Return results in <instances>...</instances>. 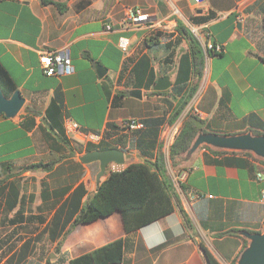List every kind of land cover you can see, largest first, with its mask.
Here are the masks:
<instances>
[{
  "label": "crops",
  "instance_id": "obj_1",
  "mask_svg": "<svg viewBox=\"0 0 264 264\" xmlns=\"http://www.w3.org/2000/svg\"><path fill=\"white\" fill-rule=\"evenodd\" d=\"M53 1L66 3V10L43 0H0V63L25 98L16 116L0 115V180L8 178L3 184L14 181L21 194H25L23 183L28 178L41 188L34 197L25 194V208L21 212L24 218L16 223L12 220L19 206L6 210L5 197L0 195V208L9 216V222L0 226L4 232L0 239L4 247H15L6 260L27 247L28 256L23 262L31 259L39 247H56L62 241L60 250L52 249L49 255L54 263L69 264L71 259L125 237L127 232L121 213L115 211L69 231L71 221L65 226L64 235L55 240L48 232L42 235L61 203L56 207L44 204L43 181L48 186L47 204L60 199L57 193L62 189L71 187L64 200L80 183L88 190L84 203L97 189L100 170V161L84 163L80 156L86 152L76 149L79 143L90 141L66 133L65 143L44 121L52 99L58 95L61 98L64 126L66 118L76 120L84 132L105 134L114 126L116 138L106 143L118 149L127 143L128 150L124 151L125 163L118 165V169L143 161L140 150L129 148L137 129L126 128L124 122L130 118L142 121L169 117L177 100L170 91L154 94L153 86L148 89L134 83L139 77L146 86L153 73L155 83L164 75L174 82L180 51L187 46L185 39L177 41L178 20L188 27L186 20L192 22L191 16H210L206 21L192 22L200 30L197 39L204 49L205 63L198 90L185 110L204 119L208 132H264L260 127L264 123V30L260 10L264 0ZM129 8L139 9L148 17L135 21L128 15ZM153 35L161 39L157 47L145 43ZM172 39V46L166 49L165 44ZM205 39L222 44L224 51L210 53L202 44ZM123 43L127 44L126 50ZM63 47L70 49L74 72L63 76L46 74L39 51ZM99 66L105 70L103 76ZM133 88L142 90V98L130 93ZM169 100L174 102L171 108ZM180 117L173 124L162 125L158 137L176 208L137 229L120 264H208L202 244L221 264H235L250 241L244 232L264 228V162L260 156L253 152L252 156L240 155L242 160L233 162L228 160L234 156L232 153H210L217 162H208L205 152L209 150L199 147L173 163L170 145H164L162 132L167 128L175 138L184 120ZM103 142L91 143L100 147ZM158 152L157 147L149 158L156 160ZM37 162L50 163V169L23 170ZM183 171H188V176L179 183L175 177ZM258 172L263 173L262 181L257 180ZM192 191L205 197L193 200ZM208 194L213 197H207ZM34 198L32 205H28V199ZM41 216L46 218L45 222H41Z\"/></svg>",
  "mask_w": 264,
  "mask_h": 264
},
{
  "label": "trees",
  "instance_id": "obj_2",
  "mask_svg": "<svg viewBox=\"0 0 264 264\" xmlns=\"http://www.w3.org/2000/svg\"><path fill=\"white\" fill-rule=\"evenodd\" d=\"M43 1L54 3L61 11H65L67 8V4L64 2L53 0ZM260 10L263 14L262 28L264 30V1L260 5ZM209 18L210 16L202 18L191 16L190 19L193 23H199L206 21ZM176 31L179 33L177 41L182 42V40L185 39L187 43V46L180 51L181 54L176 78L169 89L163 91L152 90V93L154 94H164L170 91L172 97L177 100L176 105L174 109L170 111L171 113L169 117L158 116L143 119L142 122L144 123V127L139 128L134 132V136L129 145V148L140 150L145 159L139 162H131L122 169L109 171L105 178H101L98 181L96 191L87 196L84 203L82 200L87 195L88 190L83 183L77 185L64 200H62L64 195L71 190V187L62 189L57 193L61 198L57 199L52 204H47L46 200L49 196L47 190L48 186L45 181L42 183L41 194L44 204L56 207L61 202L55 210L51 220L47 223L45 230L42 232V235L43 233L48 232L52 240L62 237L65 233V226L71 221L72 224L69 231L78 224L90 223L101 217H106L115 211H119L122 215L124 227L127 232L125 237L115 239L73 258L70 260L69 264L122 263L124 261L126 248H128L133 242L135 231L172 213L176 208V202L172 191L173 185L165 175L166 168L164 154L161 151L162 145L158 143V137L162 125L166 122L169 124L175 123L197 92L199 82L203 76L205 63V52L200 41L181 20H178ZM168 37L171 36L168 35ZM160 40L159 36L153 35L147 37L145 43L150 47H157L156 45H160ZM172 44L173 39L165 44L166 49H170ZM210 53L214 54V51H210ZM169 58H167V60ZM155 79L156 75L153 73L150 82L144 86L143 81L139 80L138 77L134 86L152 89ZM0 88L7 97H10L17 88L12 77L1 63ZM169 103L171 108L174 105V102L169 100ZM25 109L26 111H29L30 107L26 106ZM43 119L58 137H60L65 143L68 142L64 126L63 106L59 95L52 99L46 109ZM112 127L110 131H108V135L114 132V128ZM260 127L264 129L263 122L260 123ZM206 132H208V130L205 120L189 111L169 147V156L172 162L175 163L178 157L190 150L195 138L200 133ZM253 134H264V132L254 130ZM126 145L127 143L120 148L124 151H128ZM157 147L159 150L157 159L151 160L149 158L152 154L151 151ZM109 148H117V146L106 143L104 140L100 147L88 142L86 144L79 143L76 149L79 153H82L83 151L89 152L96 149L105 150ZM200 148H206L209 150V153L205 152V157L208 162H217L210 153L212 155H226L232 153L234 156L229 157L228 160L233 162L241 161L242 158L240 155H253V152L251 151L213 148L209 144H202ZM259 158L264 162V159L261 157ZM36 168L49 170L50 163L37 162L29 164L25 166L23 170ZM7 179L8 178H3L0 180V195L5 197L6 210L10 211L19 206V210L16 211L12 220L13 223H16L17 220L24 218V215L21 212H23V209L25 208V194H21L19 187L14 181L11 182V184L8 182L3 184ZM181 211L186 216L185 211L182 208ZM45 221L46 218L41 216V222ZM60 225H62V230L59 229ZM61 245L62 241L58 243L56 250H60ZM248 245L249 242L246 243L245 248ZM201 246L208 264H221L203 244ZM27 256V247H25L21 249L20 254L14 253L4 262V264H21Z\"/></svg>",
  "mask_w": 264,
  "mask_h": 264
},
{
  "label": "water",
  "instance_id": "obj_3",
  "mask_svg": "<svg viewBox=\"0 0 264 264\" xmlns=\"http://www.w3.org/2000/svg\"><path fill=\"white\" fill-rule=\"evenodd\" d=\"M98 69L99 74L103 76L105 70H102V66H99ZM172 84L170 76L164 75L157 79L153 89L158 91L167 90ZM130 93L135 97L142 98V90L140 88H133ZM24 104L25 98L20 90H15L10 97H7L0 88V115L14 117L20 112ZM202 144H209L223 149L247 150L264 158V134H253L251 132L238 134L200 133L195 138L190 151H195ZM80 159L84 163H90L95 160L100 161V170L97 174V180L99 181L111 163L118 165L125 163V152L118 148L98 149L86 152L80 156ZM244 234L250 239V242L242 251L237 264H264V230L256 232L245 231Z\"/></svg>",
  "mask_w": 264,
  "mask_h": 264
},
{
  "label": "built area",
  "instance_id": "obj_4",
  "mask_svg": "<svg viewBox=\"0 0 264 264\" xmlns=\"http://www.w3.org/2000/svg\"><path fill=\"white\" fill-rule=\"evenodd\" d=\"M199 1V0H196ZM128 15L130 18H132L135 21H140L143 19H146L148 17L147 14H144L139 11V9L135 8H129ZM192 31L195 32L197 35H199L200 30L198 27L192 28ZM203 46L210 50L214 51V53H222L224 51V46L219 43H215L211 40L205 39L203 41ZM122 47L124 50L127 48V44L123 43ZM40 54V62L44 69V72L48 75H56V76H63L68 75L74 72V65L70 53V49L68 47H63L60 49H41L39 51ZM126 128L128 129H139L144 127V123L141 120L130 118L124 122ZM65 130L67 134L79 136L80 138H83L85 141H90L95 144H100L104 140H109L108 138H105L104 133H93V132H84L82 130V126L76 121L71 118L65 119ZM163 143L166 146L171 145L173 142V134H171L167 128L163 129ZM118 164L111 163L108 166V170H117ZM188 176V171H183L179 173L175 180L177 182H181L182 180H185ZM257 180L262 181L263 180V173L258 172L257 173ZM262 199L264 200V188L261 191ZM205 197V194L201 192H191V198L193 200H199ZM207 197H213V194H208Z\"/></svg>",
  "mask_w": 264,
  "mask_h": 264
},
{
  "label": "rangeland",
  "instance_id": "obj_5",
  "mask_svg": "<svg viewBox=\"0 0 264 264\" xmlns=\"http://www.w3.org/2000/svg\"><path fill=\"white\" fill-rule=\"evenodd\" d=\"M180 16L183 17L181 15V12H180ZM187 21V25L189 28H191L190 30L192 31V28L194 27H197L195 26L192 22H190L189 20H186ZM192 33L196 36V37H199V35H197L195 32L192 31ZM186 113H187V110H185L180 119H183V117L185 118L186 116ZM105 138H108L110 143H112L115 138H116V131L112 132L110 135H108V132H105L104 134ZM214 147V146H212ZM127 161L130 159V156L128 155L126 157ZM121 166V165H119ZM119 166L117 167V169L119 168ZM106 174H108V171H106V173L104 174L103 177L106 176ZM30 178L26 179L23 183V190L26 194V196H33L36 195V192H39L40 191V184H37L35 182V184H32V182H30ZM34 197V196H33ZM30 200V204L28 203V205H32L33 201H35V198L34 200L31 201V199H28ZM27 206V204H26ZM47 214V217H48V213ZM7 222H9V216L8 214L5 212V209L4 208H0V226H5L4 224H6ZM264 228L261 230L263 231ZM3 229L1 230L0 229V236L3 234ZM250 242V241H249ZM15 249V247H4V244H2V240L0 239V264H4V262L6 261V256L11 253L13 250ZM54 250V252H56V247H50V246H42V247H39L38 251L36 253H34V255L32 256L31 259H28L27 261L21 263V264H66V263H62V262H55L52 261V257L49 255L50 251L51 250ZM17 264V263H16ZM237 264V263H236Z\"/></svg>",
  "mask_w": 264,
  "mask_h": 264
}]
</instances>
